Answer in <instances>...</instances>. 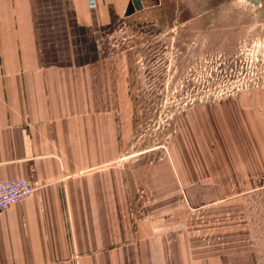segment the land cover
<instances>
[{"label":"crops","instance_id":"crops-1","mask_svg":"<svg viewBox=\"0 0 264 264\" xmlns=\"http://www.w3.org/2000/svg\"><path fill=\"white\" fill-rule=\"evenodd\" d=\"M154 1L0 0V175L36 187L0 212V264H264L252 250L226 249L237 241L163 226L183 195L192 204L223 198L224 176H177L171 163L169 175L159 167L145 176L122 162L127 78L111 32ZM204 111L185 121L179 153H193L194 139L200 146ZM130 173L151 190V219L131 208Z\"/></svg>","mask_w":264,"mask_h":264},{"label":"rangeland","instance_id":"rangeland-1","mask_svg":"<svg viewBox=\"0 0 264 264\" xmlns=\"http://www.w3.org/2000/svg\"><path fill=\"white\" fill-rule=\"evenodd\" d=\"M111 33L114 62L127 78L122 162L128 170L148 176L160 167L169 175L171 163L177 176L225 179L218 185L223 198L192 204L183 195L177 212L162 216L163 226L237 241L226 249L252 250L264 261V1L155 0ZM198 108L205 110L200 146L194 139L193 153L190 147L179 153L181 129ZM242 121L253 124L243 130ZM238 166L261 167L240 175ZM129 180L133 212L151 219L150 188L132 173Z\"/></svg>","mask_w":264,"mask_h":264},{"label":"built area","instance_id":"built-area-1","mask_svg":"<svg viewBox=\"0 0 264 264\" xmlns=\"http://www.w3.org/2000/svg\"><path fill=\"white\" fill-rule=\"evenodd\" d=\"M35 190L26 179H4L0 175V212L31 196Z\"/></svg>","mask_w":264,"mask_h":264},{"label":"water","instance_id":"water-1","mask_svg":"<svg viewBox=\"0 0 264 264\" xmlns=\"http://www.w3.org/2000/svg\"><path fill=\"white\" fill-rule=\"evenodd\" d=\"M252 1H254V2H259L260 0H252ZM134 3L136 4V6H137L138 8H141V7H142V2H141V0H134Z\"/></svg>","mask_w":264,"mask_h":264},{"label":"flooded vegetation","instance_id":"flooded-vegetation-1","mask_svg":"<svg viewBox=\"0 0 264 264\" xmlns=\"http://www.w3.org/2000/svg\"><path fill=\"white\" fill-rule=\"evenodd\" d=\"M250 1H252V0H250ZM260 1H264V0H260ZM260 1H259V2H260ZM253 2H254V1H253ZM256 3H257V2H256Z\"/></svg>","mask_w":264,"mask_h":264}]
</instances>
